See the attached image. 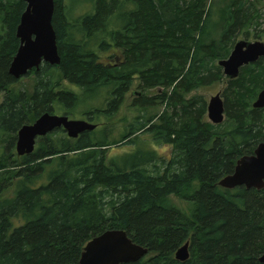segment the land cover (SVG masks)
Segmentation results:
<instances>
[{
    "label": "trees",
    "instance_id": "16d2710c",
    "mask_svg": "<svg viewBox=\"0 0 264 264\" xmlns=\"http://www.w3.org/2000/svg\"><path fill=\"white\" fill-rule=\"evenodd\" d=\"M69 1L54 0L60 62L30 70L27 90L12 87L18 79L8 72L25 2L0 0V264H78L85 244L107 229L148 248L121 264H263L264 188L217 183L264 139V109L251 104L264 86V59L225 80L219 124L206 121L201 96L184 97L224 78L217 62L237 32L252 27L264 39L259 0H229L216 37L204 41L207 0ZM74 5L84 7L73 17ZM136 80L142 91L171 89L134 99L135 108L165 102L169 109L129 123L118 142L135 150L112 155L107 129L76 138L55 129L37 137L32 153L16 154L22 125L57 109L68 116L80 104L88 120L108 118ZM147 136L169 148L166 158L142 148ZM185 241L189 256L179 261L174 251Z\"/></svg>",
    "mask_w": 264,
    "mask_h": 264
},
{
    "label": "water",
    "instance_id": "95a60500",
    "mask_svg": "<svg viewBox=\"0 0 264 264\" xmlns=\"http://www.w3.org/2000/svg\"><path fill=\"white\" fill-rule=\"evenodd\" d=\"M25 8L16 27L19 45L13 55L9 74L15 78L38 69L42 63L57 65L60 62L56 45V35L52 26L54 0H23ZM264 58V42L238 40L226 58L218 60L223 75L228 79L238 76L239 69L249 63ZM254 108L264 107V88L253 102ZM224 106L219 93L212 95L206 106V116L212 124L223 120ZM96 125L85 119L69 118L65 114L45 112L33 122L22 125L16 132L15 152L26 155L34 151L37 137L45 136L57 128H62L70 138H76L84 131H91ZM219 186L234 188L244 186L261 190L264 188V141L258 143L250 155L236 160L233 171L219 179ZM148 253V248L131 240L122 229H107L92 237L83 247L78 264H121L135 262ZM189 256L188 241L178 246L174 258L185 261ZM258 260L264 264V252Z\"/></svg>",
    "mask_w": 264,
    "mask_h": 264
},
{
    "label": "rangeland",
    "instance_id": "374dc122",
    "mask_svg": "<svg viewBox=\"0 0 264 264\" xmlns=\"http://www.w3.org/2000/svg\"><path fill=\"white\" fill-rule=\"evenodd\" d=\"M229 0H207L206 3V9L209 10L210 16L208 18V29L205 30V32H202V34L197 35L195 34L196 38H200V40H205L208 37H216L217 35V28L220 23V17H221V10L223 6L228 2ZM69 6L70 1L65 0L64 2ZM258 8H260V13H261V29H264V0H259L256 4ZM84 6H77L74 5L72 8V16H77L80 13H82V9ZM252 27H249L248 29H242L240 32H237L234 36L233 42L235 43L238 40H246V41H255L259 40L264 42V39H258L252 36ZM233 43V44H234ZM118 59H112L111 63L115 64L118 63V61L121 60V56L119 54H116ZM226 58V57H224ZM221 68V67H220ZM222 71V70H221ZM34 75L33 74H26L22 77H20L17 82L12 86L14 88H21V89H27L29 90L31 88L32 80H33ZM66 86V84H63ZM226 87V82L224 78H221V80L214 82L211 85H206L202 88H197L195 90L190 91L188 94H185V98H190L192 95L196 96H201L207 104V101L212 95H215L216 93L222 94L223 89ZM170 88L166 89L163 86H157V87H151L149 89H146L142 91L138 85H137V80L129 87V90L124 96V100L122 104L119 106V108L108 118L104 116H100L98 119H95V121H90L96 125L94 129H107L108 130V136L107 139L110 143H115L113 146H111V154L112 155H117L121 154L124 152H129L133 151L136 148V145H131V144H122L119 143L118 140L120 139L121 134L123 131L127 128L129 123L133 122L134 119L138 116L141 115L142 117H149L154 115L153 121H155L163 112L165 109L169 110L166 108L168 104L166 105L165 102L163 104L157 103L154 106H146L143 108H135L132 106V103L134 102V99L141 97L142 95L153 97L156 95H160L161 93L164 94H169ZM3 94L0 93V102L2 100ZM222 97V95H221ZM94 101H92L93 103ZM88 110V108H85L84 104H80L77 106L75 109H73L72 114L68 115L69 118L73 119H86V115L84 113ZM58 112L55 114L61 115L64 114V110L62 109H57ZM206 116V113H205ZM206 121H208L207 116L205 117ZM33 122V121H31ZM30 122V123H31ZM99 130V131H100ZM98 133V132H97ZM0 135V152L2 153L3 145L5 143L4 137H1ZM143 138V137H142ZM145 145L142 147L143 149L147 150H155L156 153L158 154L159 157L166 158L168 153H169V148L165 145H160L152 142L150 140V137L145 138ZM117 141V142H115ZM15 150V148H14ZM172 200L174 201V204L178 206L179 208L187 211V205L185 202L178 198V197H172Z\"/></svg>",
    "mask_w": 264,
    "mask_h": 264
},
{
    "label": "flooded vegetation",
    "instance_id": "af4514ba",
    "mask_svg": "<svg viewBox=\"0 0 264 264\" xmlns=\"http://www.w3.org/2000/svg\"><path fill=\"white\" fill-rule=\"evenodd\" d=\"M235 44V43H234ZM233 44V45H234ZM232 48H233V46H232ZM232 48H231V50H232ZM230 50V51H231ZM230 53V52H229ZM259 59H264V58H259ZM222 70V69H221ZM239 71H240V69H239ZM223 74V73H222ZM224 76V75H223ZM234 79V78H233ZM224 80H230V79H228V78H226L225 76H224ZM226 82V81H225ZM264 88V86L258 91V93L262 90ZM219 93V92H218ZM258 93H257V95H258ZM220 94V93H219ZM257 95H256V97H257ZM220 97H221V94H220ZM221 99H222V101H223V97H221ZM256 100V98L252 101V103L251 104H253V102ZM208 102V101H207ZM206 106H207V104H206ZM223 106H224V103H223ZM252 108H254L253 106H252ZM255 109H264V107H262V108H255ZM224 119H225V114H223V120H222V122L224 121ZM85 120H88L87 118L85 119ZM89 121V120H88ZM57 129H62V128H57ZM37 139V138H36ZM262 141H264V139L263 140H261L260 142H262ZM260 142H258V143H260ZM258 143H257V145H258ZM35 144H36V140H35ZM256 145V146H257ZM255 146V147H256ZM255 149V148H254ZM253 149V150H254ZM252 153H253V151H252ZM251 153V154H252ZM245 155H250V154H245ZM243 156V155H242ZM241 157V156H240Z\"/></svg>",
    "mask_w": 264,
    "mask_h": 264
}]
</instances>
